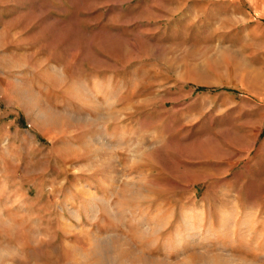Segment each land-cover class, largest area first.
Returning <instances> with one entry per match:
<instances>
[{"label":"rangeland","instance_id":"rangeland-1","mask_svg":"<svg viewBox=\"0 0 264 264\" xmlns=\"http://www.w3.org/2000/svg\"><path fill=\"white\" fill-rule=\"evenodd\" d=\"M66 12L52 45L0 37L2 264H264V0Z\"/></svg>","mask_w":264,"mask_h":264},{"label":"crops","instance_id":"crops-1","mask_svg":"<svg viewBox=\"0 0 264 264\" xmlns=\"http://www.w3.org/2000/svg\"><path fill=\"white\" fill-rule=\"evenodd\" d=\"M66 9L67 0H15L10 4L0 2V37L6 39L7 36L12 35L14 39H11L9 45L16 47L31 48L40 45H52V31L57 26L67 25V21H65L68 16ZM257 10L260 11V9ZM34 50L29 49V53H33ZM48 60L50 61L52 59L48 58ZM230 94L231 92L227 91V100L232 98L234 101L232 103L229 101L225 102V108H221L225 110H222L225 112V115L220 114L218 116L219 119L227 118V104L230 103L231 106L233 104H235L234 106L239 104L237 94ZM251 106L253 107H242L240 125L242 124L245 127L247 134L251 133L252 135L259 136L264 132V103L255 102ZM255 110H260L261 112L253 120L252 116ZM233 158L231 156L229 159L225 158L227 159L225 162L233 164ZM236 200L235 204L240 205L238 198ZM236 231V229H232L231 234L236 236Z\"/></svg>","mask_w":264,"mask_h":264},{"label":"clouds","instance_id":"clouds-1","mask_svg":"<svg viewBox=\"0 0 264 264\" xmlns=\"http://www.w3.org/2000/svg\"><path fill=\"white\" fill-rule=\"evenodd\" d=\"M0 264H2V260H0Z\"/></svg>","mask_w":264,"mask_h":264}]
</instances>
